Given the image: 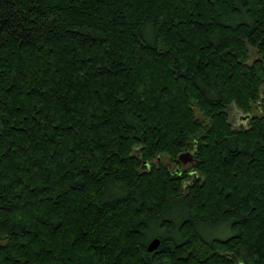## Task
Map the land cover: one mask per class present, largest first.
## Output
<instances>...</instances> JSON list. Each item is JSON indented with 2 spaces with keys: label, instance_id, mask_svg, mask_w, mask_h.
Here are the masks:
<instances>
[{
  "label": "trees",
  "instance_id": "16d2710c",
  "mask_svg": "<svg viewBox=\"0 0 264 264\" xmlns=\"http://www.w3.org/2000/svg\"><path fill=\"white\" fill-rule=\"evenodd\" d=\"M0 264H264V0H0Z\"/></svg>",
  "mask_w": 264,
  "mask_h": 264
},
{
  "label": "rangeland",
  "instance_id": "374dc122",
  "mask_svg": "<svg viewBox=\"0 0 264 264\" xmlns=\"http://www.w3.org/2000/svg\"><path fill=\"white\" fill-rule=\"evenodd\" d=\"M236 113H237L236 110H234V108L232 107V109L230 110V121H231L233 127H238L242 123V120H241L242 117H244V116L239 117ZM189 165H190V163H186L182 167L187 168V167H189ZM208 232H212V233L214 232V233H218V234L222 233L220 227L216 228V229H208Z\"/></svg>",
  "mask_w": 264,
  "mask_h": 264
},
{
  "label": "water",
  "instance_id": "95a60500",
  "mask_svg": "<svg viewBox=\"0 0 264 264\" xmlns=\"http://www.w3.org/2000/svg\"><path fill=\"white\" fill-rule=\"evenodd\" d=\"M179 159H181L183 162H186L188 160L192 159V154L190 151H182L179 153L178 155ZM175 168V166H171V169ZM159 243V238L158 237H154L147 245V249L148 250H152L154 249Z\"/></svg>",
  "mask_w": 264,
  "mask_h": 264
}]
</instances>
